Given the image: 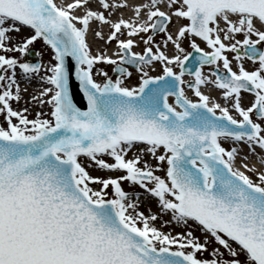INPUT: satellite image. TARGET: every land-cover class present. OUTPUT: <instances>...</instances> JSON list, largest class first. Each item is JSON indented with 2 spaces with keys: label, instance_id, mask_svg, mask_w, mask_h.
I'll return each instance as SVG.
<instances>
[{
  "label": "snow or ice",
  "instance_id": "6c2138e0",
  "mask_svg": "<svg viewBox=\"0 0 264 264\" xmlns=\"http://www.w3.org/2000/svg\"><path fill=\"white\" fill-rule=\"evenodd\" d=\"M0 264H264V0H0Z\"/></svg>",
  "mask_w": 264,
  "mask_h": 264
},
{
  "label": "bare ground",
  "instance_id": "6f19581e",
  "mask_svg": "<svg viewBox=\"0 0 264 264\" xmlns=\"http://www.w3.org/2000/svg\"><path fill=\"white\" fill-rule=\"evenodd\" d=\"M57 2H59V0H57ZM92 27H95V25H92ZM104 31L107 32L108 29L107 27L105 26L104 28ZM88 40H89V43L93 46V49H95L96 47L99 46V42L95 41L91 35V32H89V35H88ZM113 50V48L111 49V51ZM135 51H139V48H135ZM111 53V52H110ZM23 86V84H22ZM32 91V86H29V92ZM24 99L27 100L28 99V93H24ZM24 106V102L21 101L20 104H14L13 107H16V108H19V107H23Z\"/></svg>",
  "mask_w": 264,
  "mask_h": 264
},
{
  "label": "rangeland",
  "instance_id": "374dc122",
  "mask_svg": "<svg viewBox=\"0 0 264 264\" xmlns=\"http://www.w3.org/2000/svg\"><path fill=\"white\" fill-rule=\"evenodd\" d=\"M111 47V46H110ZM34 48L36 51H42L44 52V57L43 59L46 61L48 59V55H47V51L45 50V47L43 45V42L42 41H39L37 42L35 45H34ZM112 48V47H111ZM111 50V49H110ZM190 50V49H189ZM139 51H140V48H139ZM245 67H249L248 64L245 65ZM131 70V69H130ZM133 79H135V76H133ZM245 96V101L249 99L248 95H244ZM247 98V99H246ZM246 103V102H245ZM46 110V109H45ZM227 147V145H225ZM125 189L127 190V186H125ZM142 210H143V206H142ZM155 210V209H153Z\"/></svg>",
  "mask_w": 264,
  "mask_h": 264
},
{
  "label": "water",
  "instance_id": "95a60500",
  "mask_svg": "<svg viewBox=\"0 0 264 264\" xmlns=\"http://www.w3.org/2000/svg\"><path fill=\"white\" fill-rule=\"evenodd\" d=\"M76 102L78 103V105L83 103V101H82V97H81L80 94H77V95H76Z\"/></svg>",
  "mask_w": 264,
  "mask_h": 264
}]
</instances>
